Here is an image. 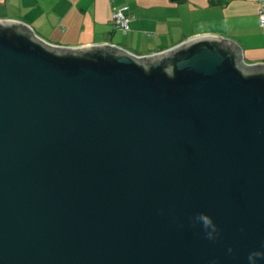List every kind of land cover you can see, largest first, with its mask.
Instances as JSON below:
<instances>
[{"label":"water","instance_id":"1","mask_svg":"<svg viewBox=\"0 0 264 264\" xmlns=\"http://www.w3.org/2000/svg\"><path fill=\"white\" fill-rule=\"evenodd\" d=\"M0 264H264V63L0 19Z\"/></svg>","mask_w":264,"mask_h":264},{"label":"crops","instance_id":"2","mask_svg":"<svg viewBox=\"0 0 264 264\" xmlns=\"http://www.w3.org/2000/svg\"><path fill=\"white\" fill-rule=\"evenodd\" d=\"M133 16L123 34L111 22V8ZM256 0H0V19L28 25L59 46L108 43L135 55L166 50L200 35L234 41L245 64L264 63V34Z\"/></svg>","mask_w":264,"mask_h":264},{"label":"built area","instance_id":"3","mask_svg":"<svg viewBox=\"0 0 264 264\" xmlns=\"http://www.w3.org/2000/svg\"><path fill=\"white\" fill-rule=\"evenodd\" d=\"M112 1V0H110ZM258 4V26L264 34V0H256ZM133 16L127 11L126 7H112L111 8V22L115 28L120 30L123 34L129 30L130 23Z\"/></svg>","mask_w":264,"mask_h":264},{"label":"clouds","instance_id":"4","mask_svg":"<svg viewBox=\"0 0 264 264\" xmlns=\"http://www.w3.org/2000/svg\"><path fill=\"white\" fill-rule=\"evenodd\" d=\"M198 219H199L200 221L203 222V225H204L206 228L211 226V221H210V219H208L207 217L200 216V217H198ZM209 237H211V233H209ZM257 255H258V254H257ZM249 260H250V261L252 260V256L249 257Z\"/></svg>","mask_w":264,"mask_h":264}]
</instances>
